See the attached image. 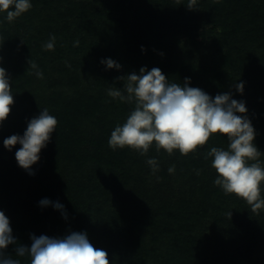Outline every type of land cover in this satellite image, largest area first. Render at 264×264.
I'll use <instances>...</instances> for the list:
<instances>
[{"label":"trees","instance_id":"1","mask_svg":"<svg viewBox=\"0 0 264 264\" xmlns=\"http://www.w3.org/2000/svg\"><path fill=\"white\" fill-rule=\"evenodd\" d=\"M30 2L12 23L0 13V67L14 98L0 124V211L16 240L5 255L30 264L15 249L30 247L34 233L85 232L110 264H264V210L254 214L225 195L204 158L211 147L226 150L227 137L214 134L188 156L157 152L155 144L146 156L112 150L111 131L133 106L107 95L123 88L119 77L141 67L161 69L170 83L189 78V87L213 98L230 93L245 102L264 163V0H197L192 10L188 0ZM52 35L55 48L45 51ZM108 58L121 68L107 69L101 61ZM241 82L242 94L235 86ZM44 108L58 124L29 174L15 159L21 146L9 151L3 141L22 136ZM149 158L158 161L155 174ZM43 199L51 203L41 206Z\"/></svg>","mask_w":264,"mask_h":264},{"label":"clouds","instance_id":"2","mask_svg":"<svg viewBox=\"0 0 264 264\" xmlns=\"http://www.w3.org/2000/svg\"><path fill=\"white\" fill-rule=\"evenodd\" d=\"M197 0H188L187 8L195 9ZM32 8L30 0H0V13L12 23ZM55 35L42 46L45 51L55 48ZM79 41L74 43L78 45ZM107 69L121 68L116 61L102 60ZM38 79H43L39 66L29 60ZM123 88H110L107 95L132 105L130 114L123 124H117L111 131L108 145L112 150L129 148L146 156L155 144L157 152L164 150L169 156L179 151L182 156L196 153L208 144L214 134L227 137L228 146L211 147L204 158H211V167L217 173L214 185L225 195H235L244 200L254 214L264 210V163L261 152L254 144L255 129L247 117L244 101L233 99L230 93L217 94L214 98L198 87H189V78L184 84L170 83L161 69L150 71L141 67L139 74L132 72L118 78ZM241 94L244 84L237 83ZM14 98L6 70L0 67V124L10 115ZM58 120L44 108L31 119L22 136L11 135L3 145L9 151L19 144L15 152L18 166L31 173L32 165L40 159V152L46 147L56 130ZM152 173L159 171L155 158L147 159ZM175 172V165L168 168ZM159 179V177L157 178ZM48 199L40 201L48 206ZM56 209H63L59 202ZM66 215V214H65ZM231 217V212L228 213ZM30 247L17 245V257H29L30 264H110L108 253L95 247L85 232H72L64 238H50L45 235L31 237ZM16 244L10 221L0 211V264H21L20 259L5 255L9 245Z\"/></svg>","mask_w":264,"mask_h":264},{"label":"rangeland","instance_id":"3","mask_svg":"<svg viewBox=\"0 0 264 264\" xmlns=\"http://www.w3.org/2000/svg\"><path fill=\"white\" fill-rule=\"evenodd\" d=\"M180 39V43L181 44H186V45H189L190 44V42H189V40L187 41V39H185V38H183V37H181V38H179ZM200 38H198V41L200 42ZM31 235V234H30ZM33 235H35V236H38V233H34ZM33 235H31L30 237H32ZM24 240V239H23ZM32 240V239H31ZM24 241H30V240H28L27 238H25V240Z\"/></svg>","mask_w":264,"mask_h":264}]
</instances>
